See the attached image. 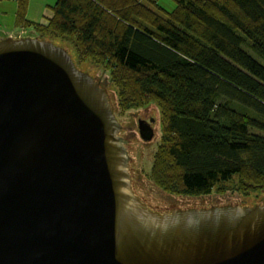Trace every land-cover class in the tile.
I'll return each mask as SVG.
<instances>
[{
	"label": "water",
	"instance_id": "1",
	"mask_svg": "<svg viewBox=\"0 0 264 264\" xmlns=\"http://www.w3.org/2000/svg\"><path fill=\"white\" fill-rule=\"evenodd\" d=\"M100 80L49 40L0 39V264H264V204L162 209L136 194Z\"/></svg>",
	"mask_w": 264,
	"mask_h": 264
},
{
	"label": "trees",
	"instance_id": "2",
	"mask_svg": "<svg viewBox=\"0 0 264 264\" xmlns=\"http://www.w3.org/2000/svg\"><path fill=\"white\" fill-rule=\"evenodd\" d=\"M7 1L16 26L108 72L120 114L158 107V188L264 195V136L251 132L264 134V0H170L171 12L161 0H57L40 23L27 20L30 0Z\"/></svg>",
	"mask_w": 264,
	"mask_h": 264
},
{
	"label": "rangeland",
	"instance_id": "3",
	"mask_svg": "<svg viewBox=\"0 0 264 264\" xmlns=\"http://www.w3.org/2000/svg\"><path fill=\"white\" fill-rule=\"evenodd\" d=\"M160 6L165 10L171 12L175 9L176 5L174 2L170 0H161ZM5 23V24H4ZM2 26H0V37L5 36L6 28L9 30H15L11 25L6 26V21L3 22ZM16 28H20L16 26ZM23 29V28H22ZM35 34L32 30L17 31L16 37H32ZM50 39L49 42H52L54 45L59 47H64V49L70 51V55L73 58L77 68L79 70L82 69L83 72L87 71L90 74H93L94 78L101 79L102 85L109 92L111 103L115 109V115L123 127L121 132V136L125 138H129L128 145V153L129 157L132 160L130 173L133 179L134 189L136 194L146 200L147 204H150L152 207L158 206L159 208L165 209L170 208L173 205L178 206L180 209L185 210V208H201L207 207L211 208L212 206H224V205H236L238 203L242 204H250V201L254 203H263L264 200L262 198L264 195L262 193L252 194L249 197H242L237 193H227L224 196L210 195V196H202V197H185L172 195L164 192L160 188H158L154 182L149 178L154 156L157 151L158 145L161 141V115L158 107L154 104L145 110L131 111L125 115L120 114V111L117 108V97L115 93L117 90L110 83V74L105 72L102 68L96 67L91 63H81L79 62L78 55L76 49L74 48V44L61 39ZM154 118L156 120V137L150 142H144L139 135V121L142 118ZM125 128V129H124ZM252 133L257 135L264 136L263 133L257 130H251ZM262 200V202H260Z\"/></svg>",
	"mask_w": 264,
	"mask_h": 264
},
{
	"label": "crops",
	"instance_id": "4",
	"mask_svg": "<svg viewBox=\"0 0 264 264\" xmlns=\"http://www.w3.org/2000/svg\"><path fill=\"white\" fill-rule=\"evenodd\" d=\"M57 3V0H30V5L27 14V20L33 23H40L45 18H51L53 13L51 8L54 7ZM18 5L15 1H7L4 3H0V26L4 25L3 22L6 21V26L11 25L15 30H9L6 28L5 36L1 38L7 37H16V32L21 30L22 28H16V13H17ZM22 36H19L21 38Z\"/></svg>",
	"mask_w": 264,
	"mask_h": 264
},
{
	"label": "flooded vegetation",
	"instance_id": "5",
	"mask_svg": "<svg viewBox=\"0 0 264 264\" xmlns=\"http://www.w3.org/2000/svg\"><path fill=\"white\" fill-rule=\"evenodd\" d=\"M141 120L146 121L155 129L156 122H153V118H151V117L150 118H142Z\"/></svg>",
	"mask_w": 264,
	"mask_h": 264
}]
</instances>
